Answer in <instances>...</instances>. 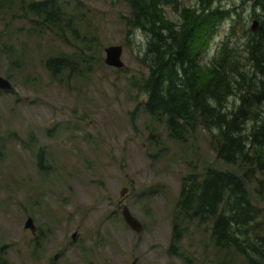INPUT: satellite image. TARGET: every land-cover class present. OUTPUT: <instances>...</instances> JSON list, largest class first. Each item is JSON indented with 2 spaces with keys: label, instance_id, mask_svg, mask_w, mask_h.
<instances>
[{
  "label": "rangeland",
  "instance_id": "1",
  "mask_svg": "<svg viewBox=\"0 0 264 264\" xmlns=\"http://www.w3.org/2000/svg\"><path fill=\"white\" fill-rule=\"evenodd\" d=\"M60 1L78 35L65 24L36 26L17 2L0 8V76L12 84L0 89V264H252L234 247L215 244L212 221L177 213L185 177L236 167L218 158L202 124L174 140L165 118L145 109L138 84L149 73L141 60L145 36L128 27V2ZM221 1L212 9L241 17L225 16L198 54L203 66L224 38L243 42L260 11L255 0ZM166 10L177 20L172 6ZM3 43L12 47L4 52ZM110 45L123 46L124 66L105 62ZM51 56L71 57L77 66L52 80L44 68ZM255 186L249 183L250 198L263 209ZM122 203L143 223L140 233L126 224ZM29 216L36 234L25 227ZM252 231L264 236V209Z\"/></svg>",
  "mask_w": 264,
  "mask_h": 264
},
{
  "label": "trees",
  "instance_id": "2",
  "mask_svg": "<svg viewBox=\"0 0 264 264\" xmlns=\"http://www.w3.org/2000/svg\"><path fill=\"white\" fill-rule=\"evenodd\" d=\"M126 1L131 9L128 27L145 36L141 60L149 73L138 83L147 94L145 109L154 118H165L174 140H184L188 130L202 124L212 132L218 158L236 167H206L185 177L177 213L199 223L212 221L211 237L217 246L234 247L252 264H263L264 236L252 230L264 208L253 203L248 186L254 182L264 202V0L254 1V8L260 9L253 13V20L259 21L256 31L249 30L243 42L224 38L204 66L198 54L232 10L212 9L215 0H198V6L182 0ZM13 2L35 19L36 26L58 30L65 24L78 35L75 18L60 0H0V8ZM168 6L177 20L168 17ZM231 16L241 17L237 10ZM1 46L7 52L11 45ZM76 66L68 56H51L44 62L52 80ZM38 158L43 167L42 149ZM181 233V224H176L174 241Z\"/></svg>",
  "mask_w": 264,
  "mask_h": 264
},
{
  "label": "water",
  "instance_id": "3",
  "mask_svg": "<svg viewBox=\"0 0 264 264\" xmlns=\"http://www.w3.org/2000/svg\"><path fill=\"white\" fill-rule=\"evenodd\" d=\"M259 25L258 20H254L251 26L252 31H256L257 27ZM106 57L105 62L109 65L122 67L124 66V62L122 60V52H123V46L121 45H110L106 47L105 49ZM0 89L3 90H11L12 84L11 81L3 76H0ZM124 194V190L121 193ZM119 209L121 210V213L123 215V218L126 222V224L135 232L140 233L144 229V225L141 222V220L132 213L130 208L127 204L122 203L119 204ZM26 228H30L33 232L36 231V226L34 224V220L32 217H28L26 223ZM137 258L132 261L131 264H137Z\"/></svg>",
  "mask_w": 264,
  "mask_h": 264
},
{
  "label": "flooded vegetation",
  "instance_id": "4",
  "mask_svg": "<svg viewBox=\"0 0 264 264\" xmlns=\"http://www.w3.org/2000/svg\"><path fill=\"white\" fill-rule=\"evenodd\" d=\"M37 231H38V230L36 229V231H35V232H33V231H32V233H33V234H36V233H37Z\"/></svg>",
  "mask_w": 264,
  "mask_h": 264
}]
</instances>
